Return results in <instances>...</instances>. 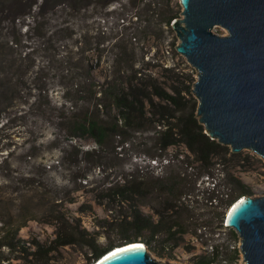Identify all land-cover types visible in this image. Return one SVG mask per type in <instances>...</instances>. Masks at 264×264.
<instances>
[{"label": "rangeland", "instance_id": "rangeland-1", "mask_svg": "<svg viewBox=\"0 0 264 264\" xmlns=\"http://www.w3.org/2000/svg\"><path fill=\"white\" fill-rule=\"evenodd\" d=\"M41 2L42 0H33L29 3L32 11L26 18H32L28 22L34 27L33 31L28 32L29 26L22 27L19 23L15 27L10 19L0 20V39L8 42L10 46H13V40H20L19 47L14 46L17 57L20 52L25 57L26 53L36 49V64H45V59L38 52L39 44L44 42V39L37 35L39 30L42 28L44 32L49 33L69 26L73 31L72 38L68 39L69 45L79 40L80 43L90 42L93 50H103L100 66H94L98 81H105L110 72L113 56L111 50L115 43L123 36L129 35L135 37L139 58L146 52L147 61L156 64L151 70L163 74L164 80L175 75L164 73L163 68L157 67L158 65L170 67L180 76L185 74L181 76V81L191 74L197 79L196 70L176 50L180 40L173 27L169 30L160 25V0H140L139 5L130 0H117L111 4L96 0L92 6L78 12L71 11L64 4L40 11ZM179 18H182V14H179ZM35 20L38 22L37 28ZM214 32L220 35L228 34V30L223 27H216ZM11 55H8L7 60L12 59ZM89 56L94 58L96 65L99 52L90 53ZM23 63L24 67L16 71L0 66L1 91H7L11 82L16 83L18 78L21 80L22 74H25L26 81L29 80V85L33 83L36 74L30 73L29 70L27 72L26 58ZM49 72L51 73L48 75L46 72L42 74V79L48 83L53 102L62 104L67 94L73 92V83L69 77L61 76L60 71L50 69ZM29 93L28 90L21 89L23 99L17 98L13 101L10 99V92L7 93L9 101L0 97V211L5 212V219L9 218L10 212H21L26 217L37 218L28 221L27 226L20 231L19 238L27 241V245H31L32 240L49 244L56 239L57 221L52 219L51 215L54 210L65 212L70 220H80L83 228L97 235L102 247L109 243L118 244L122 242L123 237L117 229L109 227L108 224H104L105 228L98 227V221L102 220L109 219V223L115 224V220L110 217L111 212L98 204L100 190L116 183L122 177L181 175L190 183L181 198L185 207L182 210L176 209L167 216L177 223L184 224L188 233L181 237L179 243L175 240L168 241L166 235L160 236L159 241L149 239L150 243L141 240L138 242L145 244L159 262L202 264L206 260H214V264H245L241 252V238L225 223L228 211L233 205H228L226 199L234 189L223 180V166H216L214 177L200 175L199 170L195 169L199 165H194V169L190 167L189 162L193 160V155L183 146L171 149L166 160L155 161L143 151V144L150 143H145L146 140L142 138L136 140V145L141 144V147L127 145L125 148H117L116 152L104 160V165L100 168L89 169V163L84 157L79 163H72L63 157L57 147L60 141L57 138L62 135L60 129L43 117L31 115V104L36 99ZM75 143L86 150L95 147L92 140H76ZM61 146L63 148L64 144ZM239 153L242 154L241 160L228 163V167H235L234 174L251 191L250 194L243 195L264 196V159L249 150ZM83 173L89 174V181L83 182L85 187H82V190L75 191L76 187L82 184L78 177ZM87 183L89 184L86 185ZM234 193L240 194L236 191ZM142 200L146 205H140L141 211L152 216L155 222H159L162 217L154 208L161 210L160 202L150 198ZM88 206H93L94 211L81 212ZM2 225L0 222V227ZM143 236L142 239L148 240L149 232H145ZM3 251L6 256H10L9 250ZM86 252L87 247L80 245L62 247L51 255L53 259L50 264H89ZM10 258L12 264H26L15 255Z\"/></svg>", "mask_w": 264, "mask_h": 264}, {"label": "trees", "instance_id": "trees-1", "mask_svg": "<svg viewBox=\"0 0 264 264\" xmlns=\"http://www.w3.org/2000/svg\"><path fill=\"white\" fill-rule=\"evenodd\" d=\"M32 1L0 0V20L10 19L15 27L18 23L22 27L29 26L28 32L35 30L31 22H28L32 18L30 17V20L26 18L31 14L32 8L29 3ZM100 1L104 4L117 2ZM130 1L139 5L140 0ZM94 3L96 0H42L39 8L40 11H45L64 4L71 11L78 12ZM160 3V25L172 30L174 20L179 18L182 11L180 2L160 0ZM34 24L36 28L39 27L37 20ZM37 35L44 39L38 47V52L45 59L43 65L36 64V49L26 53L25 57L20 52V56L17 57L15 49L19 47L20 40H13L11 44L13 46H10L8 42L0 39V66L20 70L24 67L23 62L26 58L27 72L29 70L30 73L36 74L30 85L29 80L24 79L25 74H22V79L18 78L16 83L11 82L7 91L0 90V97L9 101L7 93L10 92L12 101L17 98L23 99L21 89L28 90L36 99L31 104V115L43 117L60 129L63 139L58 134L57 140L60 141L58 140L57 147L64 158L77 164L84 157L89 163V169L100 168L104 165V160L116 152L117 148H125L127 145L141 147V144L136 145V140L142 138L146 140L145 143H150L143 144V151L145 150L155 161L166 160L171 149L183 146L193 155V160L189 162L190 167L194 169V165H199L195 169L199 170L200 175L214 177L213 171L215 172L216 166H223V180L234 189L231 196L226 199L228 205L236 202L240 198L239 195L251 193L247 185L234 174L235 167H228V163L241 160L242 154L233 153L230 147L213 140L206 133L204 125L199 122L197 116L199 102L193 93L197 79L193 74L190 77L185 76L181 81V76L185 74L180 76L172 68L158 65L157 67L163 68L164 73L175 75L164 80L163 74L151 70L156 64L147 61L146 52L139 58L140 54L137 52L139 47L135 46V37L129 35L120 38L113 46L110 72L106 75L105 81L101 82L95 75L94 66H100L103 50L100 48L93 50L90 42L80 43L79 40L69 45L68 39L73 36L69 26L49 33L41 28ZM96 51L99 52V56L96 59L97 64L94 65V58L89 55ZM10 54L13 57L7 60ZM50 69L60 71L61 76L69 77L73 83V92L67 94L62 104L53 102L48 83L42 79L41 75L45 72L48 75L51 73ZM76 140H92L95 147L86 150L76 144ZM63 144L64 147L61 148ZM78 178L82 180V184H79L75 191L85 187L83 182L89 181V174L83 173ZM187 184L190 186L187 178L181 175L122 177L99 192L98 204L111 212L110 217L115 220V224L109 223V219L102 220L98 221L100 223L98 227L105 228L104 224H108L109 227L117 229L123 237L122 242L118 243L120 245L139 240L150 243V240L159 241V237L165 235L168 241L175 240L179 243L181 237L188 233V229L167 215L185 207L181 198ZM235 191L240 194H235ZM147 198L160 202L162 209L154 208L162 217L159 222H155L152 216L141 211L140 205H146L142 203V199ZM57 211L54 210L51 214L52 219L57 221L56 239L49 244L32 240L31 245H27V241L19 238L20 231L27 226L28 221L37 218L26 217L21 212L18 214L10 212L9 218L5 219V212L0 211V222L3 223L0 227V264L5 262L12 264L10 256L14 255L17 259L24 260L26 264H44L46 260L50 264L53 259L51 255L69 245L87 247L88 252L85 253L87 260L89 264H95L106 252L118 246L109 243L102 247L97 235L83 228L80 220H70L65 212ZM87 211H94L93 206L81 210L83 213ZM145 232H149L148 240L141 238ZM4 249L9 250L10 256L5 255ZM202 264H214V260H206Z\"/></svg>", "mask_w": 264, "mask_h": 264}, {"label": "water", "instance_id": "water-1", "mask_svg": "<svg viewBox=\"0 0 264 264\" xmlns=\"http://www.w3.org/2000/svg\"><path fill=\"white\" fill-rule=\"evenodd\" d=\"M179 1L182 18L172 27L177 52L198 73L199 122L233 153L249 150L264 159V0ZM216 27L228 34L215 33ZM226 226L240 236L245 264H264V196L240 197ZM138 243L117 246L95 264H171Z\"/></svg>", "mask_w": 264, "mask_h": 264}, {"label": "flooded vegetation", "instance_id": "flooded-vegetation-1", "mask_svg": "<svg viewBox=\"0 0 264 264\" xmlns=\"http://www.w3.org/2000/svg\"><path fill=\"white\" fill-rule=\"evenodd\" d=\"M44 264H48V261L46 260Z\"/></svg>", "mask_w": 264, "mask_h": 264}, {"label": "bare ground", "instance_id": "bare-ground-1", "mask_svg": "<svg viewBox=\"0 0 264 264\" xmlns=\"http://www.w3.org/2000/svg\"><path fill=\"white\" fill-rule=\"evenodd\" d=\"M138 244H142V243H138ZM119 249V248H118Z\"/></svg>", "mask_w": 264, "mask_h": 264}]
</instances>
